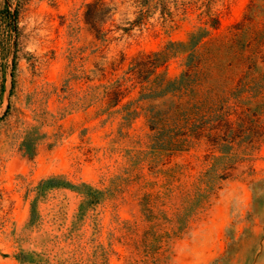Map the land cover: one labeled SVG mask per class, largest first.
<instances>
[{"label": "rangeland", "instance_id": "obj_1", "mask_svg": "<svg viewBox=\"0 0 264 264\" xmlns=\"http://www.w3.org/2000/svg\"><path fill=\"white\" fill-rule=\"evenodd\" d=\"M0 264H264V0H0Z\"/></svg>", "mask_w": 264, "mask_h": 264}, {"label": "trees", "instance_id": "obj_2", "mask_svg": "<svg viewBox=\"0 0 264 264\" xmlns=\"http://www.w3.org/2000/svg\"><path fill=\"white\" fill-rule=\"evenodd\" d=\"M203 33L204 31L202 29H199L195 32H192L186 42L171 43L168 48H165L160 52H156L147 56L141 55L139 59H135L131 64V72H133V74H136L137 71H141L143 68H147L148 70L153 69L159 64L158 61H160V59L170 56L173 52H180V55H184L183 65L185 66L186 71L184 73H181L180 77L172 81H165L162 85V88L165 86H173L174 89H172V93L174 95V92L182 89L181 83H183L187 78V74L193 71L194 68H196L194 62L195 49L197 44L200 43V41L205 37ZM214 43L215 42H212L211 44Z\"/></svg>", "mask_w": 264, "mask_h": 264}]
</instances>
